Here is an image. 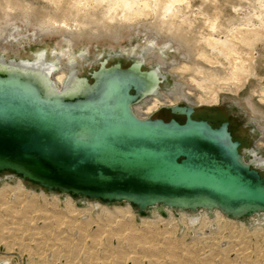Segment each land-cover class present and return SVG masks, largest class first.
Returning <instances> with one entry per match:
<instances>
[{
	"label": "water",
	"instance_id": "1",
	"mask_svg": "<svg viewBox=\"0 0 264 264\" xmlns=\"http://www.w3.org/2000/svg\"><path fill=\"white\" fill-rule=\"evenodd\" d=\"M107 60L73 96L46 95L38 77L0 72L6 180L70 194L79 206L127 202L142 215L157 208L163 215L166 208L219 209L236 219L264 212V174L245 160L229 122L195 119L186 105L169 107L185 122L140 117L134 106L149 69L101 64Z\"/></svg>",
	"mask_w": 264,
	"mask_h": 264
},
{
	"label": "bare ground",
	"instance_id": "2",
	"mask_svg": "<svg viewBox=\"0 0 264 264\" xmlns=\"http://www.w3.org/2000/svg\"><path fill=\"white\" fill-rule=\"evenodd\" d=\"M47 2L49 4L38 7L36 6L37 4H32L24 0H0L1 51H17L19 47L26 48L33 41L45 43L47 37L55 36H59V45L61 47L60 52L55 50L54 58L51 59L48 56L47 49L39 51L33 60L0 56V72L14 74L17 71L18 74L28 78L36 76L42 84V87L39 85L41 87L40 89L46 95H52V92L54 94L55 91L53 90L55 89L62 96L77 95L83 92L87 81V76L81 75V70L78 68L80 63L76 55V44L78 40L84 36H87L89 40L110 36L112 39L119 41L123 38L125 31H130V35L134 32H145L148 40L147 45L143 50L144 52L134 54V64L137 67H141L142 70H147L143 68L144 64H156L158 67L147 70L146 75H144L145 78L143 76L144 80L147 81V86L141 91L140 103L135 104L134 107L135 112L142 118L152 117L164 106L186 105L192 106L195 109V117L219 118L223 120L225 118L223 113L216 115L206 114L203 106L207 105L212 98L218 101L220 89L236 91L231 87L232 84H236L238 89L242 84H246L245 81L248 79L249 74L252 73V70H250L251 65L249 64L255 62V55L253 54L254 47L257 42L263 39L262 33L264 32V26L263 30L257 28L245 30H241V28L235 30L230 29V33L222 37L220 33H222L223 24L220 21V10L215 8L214 12L209 14L207 8H200L195 12L193 10V3L190 0H47ZM194 13L195 15L199 13L203 16L204 22L193 15ZM64 43L67 46L65 49L63 48ZM112 47L115 48V46ZM245 47L248 49H244ZM183 48H185V51H182ZM171 50L180 52L184 59L179 60L174 57L175 59L170 61L168 57ZM86 57L87 52L84 51L80 54L81 59H85ZM202 61L208 62L211 65H222L225 67L227 74L223 76V72L216 68H205L201 64ZM108 62L109 60L101 64L105 65ZM168 73L174 76L175 85L168 91L160 92L159 89L163 80L167 78L166 74ZM239 83H241L240 86L238 85ZM49 84H53L54 87H50ZM223 84L229 87L223 88ZM232 86L234 87V85ZM252 93H257V90H253ZM259 95L261 101L264 102V87L261 89V94ZM248 100V103H246L247 109L251 111L253 116L257 117L252 102V95L249 96ZM236 131L238 132L237 135L241 137L242 130L240 131L238 125L235 123L233 125V132L235 133ZM262 133L263 136L257 143L259 148H264V126L262 127ZM254 139L256 138L254 137ZM242 146L245 160L259 170H264V154L258 153L253 148V150H250L245 142H242ZM248 153L251 154L250 158H246ZM93 202L96 206L103 205L101 201ZM159 209L153 210V215L157 216L160 213ZM166 211L167 213L174 211L176 216H179L180 213L182 215L183 213L192 215V218H190L192 222H195L198 219L195 217L199 215H204L203 217H206L205 214L210 215V211L204 209L203 212L196 213L188 210H182L178 213L172 208H166ZM23 214H26L25 211ZM214 214L215 217L220 219H233L219 209H215ZM184 216L186 217V215ZM26 217L27 215H25ZM58 220L60 221L61 219ZM43 228L44 230L42 229V231L40 230L38 232L41 235L39 236L41 239L39 242L45 243V246H47L50 244L49 242L52 241L54 243L55 241L53 244L54 248H52L53 251L51 252H54L56 256H63L68 261L73 262L76 257L74 254H63L61 251L66 247L69 248V245H74L77 248L76 255L81 253L80 250H83L84 245L82 243L73 242L69 236L64 241L65 237L61 236L62 234L55 235L52 232L54 229L48 225ZM76 228L86 233L87 229L85 225L76 226ZM126 229L129 230V228ZM133 229L135 230V228ZM115 233L113 232V235L110 237L109 234L108 238L117 240L116 243H119L120 235L122 234L117 233V235ZM102 234L101 232V236ZM97 235L92 237L93 244L87 247V254L84 255V258L87 260H85L86 263L85 261L82 262L84 264H104V262L105 264H125L126 261L131 262V264H144L146 261H148V264H185L186 261H190V264H196L199 260L197 252L193 251L194 249L188 250L185 255H180L173 251L176 246L172 243L165 247L170 250V262L164 263V259H162L163 263H160L159 258L153 257L147 259V251L152 256H158L164 253L157 249L158 246L160 248V245H157V247H155L156 245L149 246L154 249L147 248L144 252L142 251L147 255L146 259L145 257L143 259L142 255L141 257L138 256V258L135 257L132 259L131 257L122 255L125 252L124 248H120L121 250H118V252L113 251L112 248L115 247L109 245V242L103 248L98 246L97 241H99L100 237H97ZM132 238L135 239V236ZM145 238L144 240L141 238L140 241L142 240L141 242L146 243ZM141 242H139L140 245L143 244ZM148 242L150 244L152 241L149 240ZM133 246H136V244L133 243ZM142 246L145 245L143 244ZM221 250L223 249L221 248ZM65 251L69 252L68 250ZM102 253H104L103 256L105 255L104 258L101 257ZM117 253L120 255H117ZM210 257L209 259L208 257H206L207 259L203 258L208 260V262L205 261L207 264H212L211 262L214 261ZM101 259H104L102 263L100 262ZM258 259L256 257L257 263H259ZM225 264H231V261L228 262L226 260Z\"/></svg>",
	"mask_w": 264,
	"mask_h": 264
},
{
	"label": "rangeland",
	"instance_id": "3",
	"mask_svg": "<svg viewBox=\"0 0 264 264\" xmlns=\"http://www.w3.org/2000/svg\"><path fill=\"white\" fill-rule=\"evenodd\" d=\"M24 1L37 4L36 6L38 7L49 4L47 0ZM190 1L193 3V10L195 12L200 8H207L209 14H212L215 8L220 10V21L223 24L222 33H220L222 37L230 33V29L235 30L241 28V30H245L257 28L263 30L264 0ZM193 15H195V13ZM195 16L204 22L203 16L199 13ZM142 33L134 32L130 35V31H125L123 38L119 41L112 39L110 36L95 40H89L87 36H84L78 40L76 44V55L80 62L78 68L81 70V75L91 77L90 74L99 67V63L107 59L109 60V64H113L117 61H121L124 67L132 64L135 60L134 54L144 52L143 50L148 42L146 33ZM262 34L263 39L256 43L253 50L255 62L249 64L251 65L250 70H252V73L249 74L248 79L245 81L246 84L240 86L241 83H239V89L236 84H232L234 87L232 85L231 87L236 91L220 89L219 100L215 101L214 98H212L207 105L203 106L205 109L204 111L209 115L223 113L224 117H226L227 112H229L230 117H228L229 119L227 120L236 122L238 129L240 131L242 130V134H240L241 137L237 135V131L235 132L237 139L245 142L250 150L255 149L260 154H264V148H259L257 145L258 141L263 136L262 127L264 126V102L261 101L259 95L261 94V89L264 87V32ZM112 46H115V48ZM63 48H67L65 43ZM44 49H47L50 59L54 58L55 50H58V52L61 51L59 36L47 37L45 43L33 41L31 44L27 45L26 48L19 47L17 51L9 50L3 52L0 50V56L33 60L36 58L37 53ZM244 49L248 48L245 47ZM84 51L87 52V57L81 59L80 54ZM182 51H185V48H183ZM174 57L179 60L184 59L180 52L171 50L168 58L171 61L175 59ZM201 64L205 68H216L222 71L223 76L227 74L225 72V67L222 65H211L204 61H202ZM154 67L156 68L158 65H143L145 69H152ZM166 75L167 78L163 80L159 89L160 92L168 91L175 85L174 76L170 73ZM228 87V85L223 84V88ZM255 89L257 93L253 94L252 92ZM251 95L257 117L253 116L251 111L247 109L246 103H248V98ZM152 117L170 119L174 118V115L171 113L168 106H164ZM177 117L182 121L185 119L183 116ZM254 137L256 139H254ZM250 157L251 154L248 153L246 158ZM260 172L264 174V170H260ZM4 175L5 174H0V177H2L0 181V264H75L76 262V264H84L82 262L87 260L84 258V255L87 254V247L93 244L92 237L97 234V237H100L99 241H97L98 246L103 248V246L107 245L109 242V245L115 247L112 248L113 251L118 252V250H121L120 248H124L125 252L122 255L129 258L131 257L132 259L135 257L138 258V256L141 257V255L143 259L144 257L146 259L148 255L147 259L153 257L159 258L160 263H163L162 259H164V263L170 262V250L165 247L172 243L176 246L173 251L180 255H185L188 250L194 249L193 251L197 252L199 259L196 264H203L205 261L208 262L206 257L209 259V256H211L210 259L214 260L211 262L212 264H225L226 260L228 262L231 261V264H264V213L252 216L251 218L220 219L215 217L213 212V214L210 215L205 214L206 217H203L204 215H199L195 217L198 219L192 222L190 221L192 215L184 213L182 215V213H180L182 210H178V213H180L179 216L181 217L176 216L174 211L168 212L166 215L158 213L156 216L153 215V211L142 215L136 212V209L127 202L115 203L113 205L102 202V206H96L93 202L95 200L87 199L84 205L79 207L70 194L48 192L37 186H29L18 178L9 181L5 179ZM17 183L18 185L20 184L21 187L20 185L18 186ZM1 192H5L3 195L6 198ZM34 210L36 213H33ZM155 210L156 209H154V211ZM24 211L26 214H23ZM196 212H203V209ZM25 215H27L26 218ZM45 215L48 216L46 217ZM184 215H186V217ZM58 219L61 220L59 221ZM46 225L55 230H52L55 235L62 234L61 236L65 237L64 241H66V237L69 236L73 242L82 243L84 247L80 252L83 254L78 253L76 255L77 248L74 247V245H69V248L66 247L61 252L63 254H74L76 257L73 262L68 261L63 256H56L54 252H51L53 251L52 248H54L53 244L55 241L54 243L52 241V243L49 242L51 245L48 244L47 246H45V243L39 242L41 241L39 238L41 235L38 232L40 230L42 231V229L44 230L43 227ZM80 225L86 226V233L82 230H77L76 226ZM126 228H129V230ZM133 228H135V230ZM101 232L103 233L102 236ZM110 232L122 234L120 235L119 243H116L117 240L108 238L109 234V237L113 235ZM134 236L135 239L132 238ZM141 238H143L142 240L145 238L147 242H141ZM134 240H137L138 243H135ZM149 240L152 241L150 244L148 242ZM139 242L143 243L145 246H142L143 244L140 245ZM133 243L136 244V246H133ZM157 245H160V248L159 246L157 247ZM149 246H155L164 253L158 256H152V254H149L147 251L146 255L143 252L147 248L154 249ZM221 248L223 250H221ZM120 252L123 253L122 251ZM103 254L104 253L101 254L102 258L105 256H103ZM117 255L120 254L117 253ZM256 257L259 258V263L256 262ZM103 260L104 259H101L100 262L102 263ZM155 261L158 262L157 260ZM128 262L129 261H126L125 264ZM206 262L204 264H207ZM129 264H131V262H129ZM144 264H148V261H146V263L144 262ZM185 264H190V261H186Z\"/></svg>",
	"mask_w": 264,
	"mask_h": 264
},
{
	"label": "flooded vegetation",
	"instance_id": "4",
	"mask_svg": "<svg viewBox=\"0 0 264 264\" xmlns=\"http://www.w3.org/2000/svg\"><path fill=\"white\" fill-rule=\"evenodd\" d=\"M225 113V112H224ZM173 114V113H172ZM174 115V118H176L177 116H183L185 119H184V121H182V120H180L179 119V117H177L176 119L177 120H179L180 122H185L186 121V119H187V117H186V115H175V114H173ZM227 115V116H226ZM225 116V118L222 120V119H209V118H202V117H195V114L193 113L192 114V117L193 118H195V119H206V120H209L214 126H219V125H221L222 123H224V122H229V124H230V126H229V129H230V131L232 132V135H233V137H234V139L235 140H238V141H240L241 142V150L243 149V146H242V141L241 140H239V139H237V137H236V135H235V133L233 132V125H234V123H236V122H234V121H228L227 119H229L228 117H230L229 115H230V113L229 112H227V114H226ZM162 118V117H161ZM163 119H165V120H170V119H166V118H164L163 117ZM217 120V121H216ZM222 120V121H221ZM225 120H227V121H225ZM216 122V123H215ZM219 123V124H218Z\"/></svg>",
	"mask_w": 264,
	"mask_h": 264
}]
</instances>
